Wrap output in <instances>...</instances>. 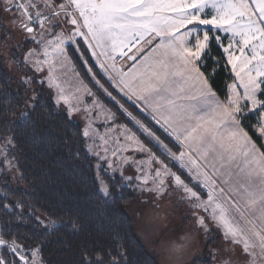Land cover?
Listing matches in <instances>:
<instances>
[{
    "label": "snow or ice",
    "instance_id": "obj_1",
    "mask_svg": "<svg viewBox=\"0 0 264 264\" xmlns=\"http://www.w3.org/2000/svg\"><path fill=\"white\" fill-rule=\"evenodd\" d=\"M0 18V63L20 70L25 96L21 105L19 92L2 94L0 154L9 165L13 129L37 123L40 101L27 93L42 73L39 83L55 90L58 110L69 120L82 114L81 143L98 171H119L120 188L154 201L175 194L188 209L193 228L165 247L170 264H187L195 240L213 231L226 254L217 260L220 250L212 249L213 264H264V0H0ZM13 31L23 42L10 46ZM81 42L95 60L87 72L115 111L75 69L73 45L88 65ZM209 61L212 76L221 69L231 77L226 92L218 94L202 70ZM100 191L113 195L103 180ZM39 223L31 238L0 228V264H50L47 238L80 230L76 218ZM117 255L82 243L76 264H118Z\"/></svg>",
    "mask_w": 264,
    "mask_h": 264
},
{
    "label": "trees",
    "instance_id": "obj_2",
    "mask_svg": "<svg viewBox=\"0 0 264 264\" xmlns=\"http://www.w3.org/2000/svg\"><path fill=\"white\" fill-rule=\"evenodd\" d=\"M208 64L209 67L202 70L212 80L214 90L218 94L226 92L225 86L231 82V77L221 69L212 76L211 61ZM0 73L10 77L5 83L0 76V108L4 106L6 97L2 94L5 91L19 92L15 102L23 105L24 86L16 83L2 63ZM36 95L40 101L37 123L34 128L13 129L17 147L9 159L14 171L10 174L0 171V228L8 226L13 232L31 238L33 231H42L39 220L55 217L60 222L76 218L80 225L78 234L64 233L45 241L43 255L50 264H76L82 243L119 253L118 264H161L137 233L136 218L129 210L136 199L134 192L110 183L113 195L104 197L97 181L95 162L81 143L82 128L58 110L45 90ZM122 102L151 124L130 102ZM152 126L164 139L163 132ZM193 264L212 262L195 260Z\"/></svg>",
    "mask_w": 264,
    "mask_h": 264
},
{
    "label": "rangeland",
    "instance_id": "obj_3",
    "mask_svg": "<svg viewBox=\"0 0 264 264\" xmlns=\"http://www.w3.org/2000/svg\"><path fill=\"white\" fill-rule=\"evenodd\" d=\"M3 24H4V18H1L0 25H3ZM3 35H4L3 31L2 29H0V39L3 38ZM21 42H23L21 33L18 31H13L12 39L8 41V44L12 46V45H15ZM81 45L82 47L85 48V58L88 61L87 66L84 64V60L81 59L80 53L73 51L75 46L73 45L69 47V56L72 58L76 71L80 73V78H82L84 82L88 84V86L91 87L94 92L97 93V96L99 97L101 102L104 103L107 107L112 108L113 111H115L116 109H115L113 102L108 97H106L103 94V92L99 90L95 86L94 82L91 80V76L87 72V67L95 66V60L92 58L90 52L86 51V46H83L82 42H81ZM11 50L15 51V48L13 47ZM5 69L10 74V76L16 80L17 84H21L20 79H19L21 73L18 68L13 67V69L8 70L5 67ZM94 71H96L99 74V69L97 67H94ZM42 75H43L42 73L36 74V80L33 81L32 87L28 91L29 96L32 95L33 92L37 94L40 90L43 89L55 102V90L49 89L47 87L46 82L43 85L39 83ZM101 82L105 83V86L107 87V83L103 79L101 80ZM109 90L111 91V89ZM121 100H124V98H121ZM147 118L150 119L149 117ZM102 119L103 118H101V120ZM120 119H123L124 122H120ZM71 121L74 123H77L81 128L84 125L82 114L75 115L71 119ZM119 123L121 124L127 123L128 127L132 128V130L136 132V134L140 137L141 140H143L145 143H148L147 137H145L123 115H120ZM101 131H103V128H101ZM148 146L152 147L151 144H148ZM153 151L155 152L157 150L153 148ZM157 155H160V153L157 152ZM90 157L93 158L95 165H96V158L91 155ZM161 158L163 159V157ZM0 165H2V167H0L1 173L4 172L6 174H10L11 172L14 171V165L12 161H11V164L9 165L4 160V157L2 154H0ZM95 172H96V176H99L100 180H103L104 183H106L109 186V188H111L110 183L119 185L121 181L119 171L115 173H112L111 171L106 172L102 169L98 171L95 166ZM129 174H133V169L131 168L126 169V175H129ZM100 180L97 179L99 186H100ZM128 188L134 192L135 197H136L134 204L131 206L129 210L131 214L136 218L137 233L140 239L145 244L147 249L152 254H154L156 259L161 264H170L168 258L166 257L164 253L165 247H167L172 242H180V237L188 233L193 228L192 217L190 213L188 212V209L177 200L175 194H172L171 196H165L163 199L154 201L151 198V194L149 193L141 194L137 191H134L132 187H128ZM224 248H225V244L219 232L213 231L212 234L207 237H205L204 235H200L195 240L194 247L192 248V250L186 257V262L187 264H193L195 260H203V261L206 259L211 260V250L212 249L220 250V255L217 256V260L222 259L226 255L223 252ZM233 259L235 260L236 257H233Z\"/></svg>",
    "mask_w": 264,
    "mask_h": 264
}]
</instances>
